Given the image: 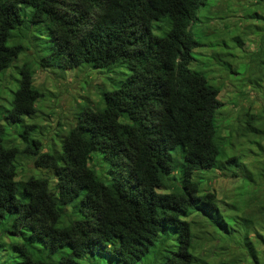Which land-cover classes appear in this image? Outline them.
I'll return each mask as SVG.
<instances>
[{"label":"trees","instance_id":"1","mask_svg":"<svg viewBox=\"0 0 264 264\" xmlns=\"http://www.w3.org/2000/svg\"><path fill=\"white\" fill-rule=\"evenodd\" d=\"M205 2L0 0V79L15 66L18 74L0 117V264H216L196 251L207 238L228 243L217 264H264V37L243 53L260 107L240 111L237 130L222 135L220 88L189 68L201 45L191 27ZM250 17L264 27L261 13ZM20 30L26 43L12 42ZM34 66L119 78L98 108L83 104L67 128L42 141L36 124L24 122L43 97ZM238 137L256 148L247 162L246 149L226 153ZM92 153L106 164L100 174L88 165ZM21 154L52 176L19 177ZM210 170L239 178L228 202L193 178Z\"/></svg>","mask_w":264,"mask_h":264},{"label":"rangeland","instance_id":"2","mask_svg":"<svg viewBox=\"0 0 264 264\" xmlns=\"http://www.w3.org/2000/svg\"><path fill=\"white\" fill-rule=\"evenodd\" d=\"M255 1L206 0L205 4L197 9V20L191 27L194 38L201 45L193 49L194 60L190 62L189 68L203 73L211 84L220 88L218 99L223 102L220 108L222 120L219 119L222 135H226L230 130L233 134L237 130L239 119H236V116L239 115L240 111L248 108L249 111L253 112L260 107V101L255 98L248 83L255 76L251 75V71L246 66L247 57L243 56V53L254 51L261 36L264 37V27L261 28L263 21L258 17H250L253 12L261 13L264 16V5H257ZM21 31L14 35L11 39L12 42L26 43V36L23 35L24 31ZM152 32L154 34L161 33L160 30L155 29H152ZM44 36L45 33L42 32L37 38L42 40ZM37 46L39 49V54L38 52L37 54L44 56L46 46L47 51L49 47L48 38L46 37L45 41ZM21 57H19L17 64L20 63ZM16 68L17 66L6 69L2 79H0V117L5 113L4 109L9 106V100L16 87L15 79L18 76ZM33 70V85L43 92V97L35 103L36 113L30 119L25 118L24 122L29 121L36 124V133L42 141L50 136L55 138V132L58 129L67 128L72 121L73 113L83 104L98 108L96 106H100L101 94L116 87L111 81L114 79V74L117 80L119 78L117 73L103 69L92 70L88 68L81 69L80 67L59 71L54 68L40 69L34 66ZM240 90H243V96L240 95ZM9 139L21 147L19 139L13 138V136H9ZM230 141L234 144L230 149L225 147L226 153L237 154L239 150L244 151L250 148V150H245L243 159L244 162L249 161L256 148L252 145H245L243 138L240 137L231 138ZM91 156L88 165L97 174H100L106 169V164L101 161L98 153H92ZM31 160V157L27 155L21 154L18 156L19 177L30 173L52 176L50 170L32 168ZM193 178L201 182V191L213 190L217 199L223 200V202L232 199L233 193L236 192L235 188L240 183L239 178H234L228 170L223 172L217 170L198 171L194 172ZM171 179H167L166 185L171 182ZM49 186H53L52 178H49ZM164 189L165 186L159 190L165 191ZM217 215L215 217L220 219ZM235 219L233 227L241 230L242 221L238 218ZM196 230H198V227ZM13 239L11 240L12 243L13 241L18 245L23 243L21 238L15 239L13 237ZM227 245L228 243L218 241L215 238H207L199 243L196 251L201 252L203 250L204 253L210 254L212 261L217 264L219 260L227 259L229 254L226 249ZM25 247L30 251L28 244ZM77 260L80 261V259Z\"/></svg>","mask_w":264,"mask_h":264}]
</instances>
